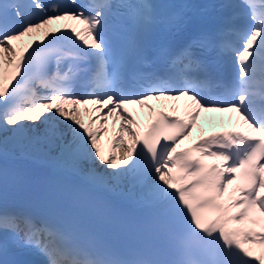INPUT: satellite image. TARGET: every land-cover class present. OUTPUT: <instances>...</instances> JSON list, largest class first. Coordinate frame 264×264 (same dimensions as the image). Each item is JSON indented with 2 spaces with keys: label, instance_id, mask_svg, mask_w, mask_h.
<instances>
[{
  "label": "snow or ice",
  "instance_id": "6c2138e0",
  "mask_svg": "<svg viewBox=\"0 0 264 264\" xmlns=\"http://www.w3.org/2000/svg\"><path fill=\"white\" fill-rule=\"evenodd\" d=\"M117 7L124 10L126 36L114 52L107 31ZM221 7L228 14L216 32L192 38L178 53L157 51L164 64L158 71L146 37L176 18L158 17L150 0H0V155L9 131L23 136L43 128L49 150L112 170L90 173L95 185L139 176L164 236L162 245L91 248L30 213L0 207V264H27L19 257L29 250L40 252L45 264H264V0H227ZM61 21L84 27H53ZM197 50L227 57L236 77L218 79ZM77 85L84 94H75ZM153 100H184L187 118L159 111L138 132L128 107L154 112ZM89 104L96 115L86 125L78 106ZM206 112L234 113L248 131L217 133L182 148ZM112 117L119 128L105 155L101 138ZM6 183L0 170V197Z\"/></svg>",
  "mask_w": 264,
  "mask_h": 264
},
{
  "label": "bare ground",
  "instance_id": "6f19581e",
  "mask_svg": "<svg viewBox=\"0 0 264 264\" xmlns=\"http://www.w3.org/2000/svg\"><path fill=\"white\" fill-rule=\"evenodd\" d=\"M54 28H60L62 30H68L75 28L77 31L81 30L84 25L79 24L77 21H61ZM42 37H36L35 39H41ZM28 42L26 38L25 43ZM153 105V108L164 107L170 111H173L175 107L177 110L173 111L181 116L186 117V102L181 100L179 102L173 101H149ZM70 107V105H69ZM79 116L86 122L95 116L96 113L91 111L93 105H79ZM85 108L89 111H85ZM128 111L132 113L138 121L139 127L136 129L138 132L143 133L147 128V123L153 116L154 112H149L147 108H141L138 105H132L128 107ZM187 118V117H186ZM113 119L116 120L115 126H113ZM109 131L101 138V145L104 149L105 155L108 154L110 149V140L115 135V132L119 128V119L112 117L108 119L107 125H105ZM93 128L99 127V123L92 125ZM135 127V126H133ZM223 127H229L232 129H240L242 131H248L246 126L238 121L237 116L230 112H206L202 113L197 121V127L193 130L190 137L186 138L181 147L184 148L194 143L199 136L204 135L212 129H221ZM44 135V130L38 129L35 132L26 131L23 136H14L11 131L7 133L6 153L0 155L1 158L16 161L19 163H33L36 167L46 169L62 177H69L72 179H84L90 173L96 175H105L106 172H111V169H105L104 165L97 162L89 163L87 160L75 158L69 152H62L59 149L49 150L42 142L41 138ZM0 139H3V134H0ZM71 139V134H69ZM124 139L130 142V138L127 134H124ZM117 155H120V151L117 149ZM91 162V161H90ZM89 163V167H85V164ZM98 165V167H96ZM108 187L106 190L115 194L121 199L127 200L131 203H141L150 207L146 200V190L142 187L138 176L129 175L122 178L120 181L112 180L107 181ZM230 189L232 186H229Z\"/></svg>",
  "mask_w": 264,
  "mask_h": 264
},
{
  "label": "rangeland",
  "instance_id": "374dc122",
  "mask_svg": "<svg viewBox=\"0 0 264 264\" xmlns=\"http://www.w3.org/2000/svg\"><path fill=\"white\" fill-rule=\"evenodd\" d=\"M78 96H80V95H78ZM88 124V121L86 122V125ZM41 130L43 129V128H40ZM89 162V161H88ZM89 163H92V161L91 162H89ZM89 163H87V164H85V167H89ZM96 167H98V165L96 166Z\"/></svg>",
  "mask_w": 264,
  "mask_h": 264
}]
</instances>
